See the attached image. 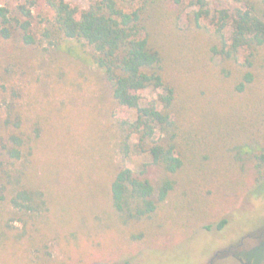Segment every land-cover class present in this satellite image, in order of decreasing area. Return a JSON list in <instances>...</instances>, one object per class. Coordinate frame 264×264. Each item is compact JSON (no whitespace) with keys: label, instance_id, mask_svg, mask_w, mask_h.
<instances>
[{"label":"trees","instance_id":"obj_1","mask_svg":"<svg viewBox=\"0 0 264 264\" xmlns=\"http://www.w3.org/2000/svg\"><path fill=\"white\" fill-rule=\"evenodd\" d=\"M234 1L240 5L211 9L207 0H140L126 10L118 0H91L84 9L46 0L53 14L40 22L33 0L0 5L1 38L18 32L37 53L73 39L103 71L115 101L117 169L108 200L130 242H145L168 220L195 219L217 195L251 178L252 193L264 196V0ZM149 87L161 92L143 103L140 91ZM3 128L0 155H29L39 128L25 131L19 116L7 117ZM133 152L149 158L137 170L127 165ZM21 186L0 184V206L21 223L14 232L4 222L1 232L13 242L26 239L29 264H55L42 232L44 193Z\"/></svg>","mask_w":264,"mask_h":264},{"label":"rangeland","instance_id":"obj_2","mask_svg":"<svg viewBox=\"0 0 264 264\" xmlns=\"http://www.w3.org/2000/svg\"><path fill=\"white\" fill-rule=\"evenodd\" d=\"M25 1L0 0V5L11 9ZM33 1L34 22L52 16L46 0ZM66 1L79 9L91 2ZM207 1L211 9L240 5ZM118 2L126 10L140 5V0ZM230 31L228 27L227 36ZM17 33L0 37V136L3 121L16 116L25 131L38 127L39 135L29 155L17 160L0 155V184L37 187L44 193L42 232L48 235L55 264H264V257L257 261L264 251V196L252 193V178L221 198L217 195L195 219H181L182 224L168 220L155 226L145 242H130L108 200L117 169L110 128L115 101L103 71L73 39L37 53ZM245 54L240 52L241 60ZM160 92L152 87L140 91L142 102H156ZM129 116L134 119L135 110ZM148 160L133 152L127 165L137 170ZM12 210L0 206V264H29L33 249L28 250L26 239L13 242L1 232L4 222L14 232L21 227ZM222 220L226 222L219 228Z\"/></svg>","mask_w":264,"mask_h":264}]
</instances>
